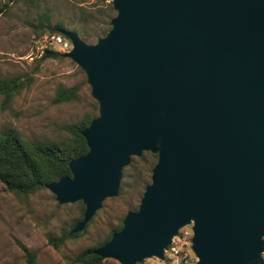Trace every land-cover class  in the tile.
<instances>
[{
    "label": "water",
    "instance_id": "water-1",
    "mask_svg": "<svg viewBox=\"0 0 264 264\" xmlns=\"http://www.w3.org/2000/svg\"><path fill=\"white\" fill-rule=\"evenodd\" d=\"M93 43L61 29L97 114L70 176L45 185L80 201V231L118 192L131 156L156 155L136 210L93 249L134 264L163 260L191 223L196 264H264V0H110Z\"/></svg>",
    "mask_w": 264,
    "mask_h": 264
},
{
    "label": "rangeland",
    "instance_id": "rangeland-1",
    "mask_svg": "<svg viewBox=\"0 0 264 264\" xmlns=\"http://www.w3.org/2000/svg\"><path fill=\"white\" fill-rule=\"evenodd\" d=\"M99 3L101 0H39L37 4L16 0L0 13V78L31 77L28 87L14 96L5 108L0 107V129L11 126L29 140L56 138L63 134L62 124L77 120L82 113L97 114V106L93 111L90 105L94 101L90 88L77 65L66 57L39 60L35 48L41 45L38 40L45 37L38 38L41 29L37 28L36 17L40 13L47 11L51 23L58 19L68 27L70 21L77 22L80 7ZM96 18L104 20L99 16ZM95 39L88 37L83 42L89 44ZM58 83L64 86L81 84L77 90L79 100L52 103ZM150 154L153 153L141 152L139 156L143 155V160L131 156L133 166L144 175L146 184L156 160ZM129 164L130 160L122 168L121 175ZM142 191L139 187H131L122 195L117 192L115 196L103 199L81 235L69 236L54 247L47 237L70 232L79 215L77 201L59 204L45 187L30 195H15L0 183V264H27L18 243L34 253V264H71L69 260L79 250L102 241L110 227L121 223L124 214L137 207ZM143 261L145 264H165L154 257Z\"/></svg>",
    "mask_w": 264,
    "mask_h": 264
},
{
    "label": "trees",
    "instance_id": "trees-1",
    "mask_svg": "<svg viewBox=\"0 0 264 264\" xmlns=\"http://www.w3.org/2000/svg\"><path fill=\"white\" fill-rule=\"evenodd\" d=\"M16 0H1L0 13ZM29 3L37 4L39 0H27ZM94 4L88 7H80L77 11V22L70 21L68 27L64 26L58 19L52 23L50 14L47 11L40 13L37 18V28L41 29V35L48 37L52 34H60L61 29L70 30L85 41L88 37L96 38L102 35L108 28L107 24L113 16L111 2ZM99 16L103 18L97 19ZM107 26V29H106ZM45 32V34H44ZM43 33V34H42ZM64 57V53L44 48L39 56V60L46 58ZM84 84V81H82ZM31 77L29 75H15L8 78H0V107L5 108L8 102L16 96L22 89L29 86ZM81 84L64 86L58 83L54 89L51 102L65 103L73 100H79L77 90ZM92 110L96 109V103H90ZM94 115L92 113H82L80 117L73 121L64 123L60 126L63 131L62 136L56 138H43L41 140H29L23 138L18 130L11 126L0 129V183L4 188L15 195H30L46 184L58 180L62 176H70L68 169V161L76 159L86 153L87 147L80 135V131L87 126L89 120ZM156 158V155L150 154ZM143 160V155L138 157ZM144 163V161L142 162ZM144 175L140 170L133 166V158H130V164L121 175L118 187L119 195L124 194L129 188L143 189L146 183ZM79 207L78 218L74 221L71 228L78 223L83 214V205L80 201L76 202ZM136 210V207L132 211ZM75 233H61L58 237H47L48 243L57 247L69 236L81 235L86 227ZM120 221L110 227L106 236L102 241L97 242L93 246H86L79 250L70 260L71 264H118L111 258H101L93 253V249L105 243L113 232L120 229ZM70 228V229H71ZM19 248L23 252L27 264H34V253L27 250L23 245L18 243ZM134 264H145L144 261L135 262Z\"/></svg>",
    "mask_w": 264,
    "mask_h": 264
},
{
    "label": "built area",
    "instance_id": "built-area-1",
    "mask_svg": "<svg viewBox=\"0 0 264 264\" xmlns=\"http://www.w3.org/2000/svg\"><path fill=\"white\" fill-rule=\"evenodd\" d=\"M42 40H38L41 41V45L35 48L39 55L44 48L65 53L71 47L69 39L62 34L45 36ZM191 234V223L184 225L181 230H178L163 250V260L161 261L165 262V264H196L197 259L190 249Z\"/></svg>",
    "mask_w": 264,
    "mask_h": 264
}]
</instances>
